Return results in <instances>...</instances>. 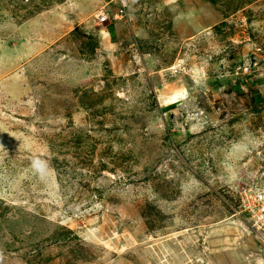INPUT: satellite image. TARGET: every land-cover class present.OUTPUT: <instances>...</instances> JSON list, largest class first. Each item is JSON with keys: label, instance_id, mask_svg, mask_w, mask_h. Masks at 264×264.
I'll use <instances>...</instances> for the list:
<instances>
[{"label": "rangeland", "instance_id": "374dc122", "mask_svg": "<svg viewBox=\"0 0 264 264\" xmlns=\"http://www.w3.org/2000/svg\"><path fill=\"white\" fill-rule=\"evenodd\" d=\"M108 1L0 0V264H264V0Z\"/></svg>", "mask_w": 264, "mask_h": 264}, {"label": "built area", "instance_id": "2783aa9c", "mask_svg": "<svg viewBox=\"0 0 264 264\" xmlns=\"http://www.w3.org/2000/svg\"><path fill=\"white\" fill-rule=\"evenodd\" d=\"M107 5L111 4L112 7H117L116 11L113 14L109 13V10L104 9V7L101 8V10L98 12L96 17L100 22H104L106 20H109L110 17H112L113 20L122 19L127 15V9L130 4V0H109L106 2ZM260 211H264V205H261Z\"/></svg>", "mask_w": 264, "mask_h": 264}, {"label": "bare ground", "instance_id": "6f19581e", "mask_svg": "<svg viewBox=\"0 0 264 264\" xmlns=\"http://www.w3.org/2000/svg\"><path fill=\"white\" fill-rule=\"evenodd\" d=\"M172 1H174V0H172ZM106 34H108V33H106ZM184 95V94H183ZM178 97L180 98H183L181 95H179V96H174V97H172L171 99H169L168 101H167V103H173V104H181V102L178 100Z\"/></svg>", "mask_w": 264, "mask_h": 264}]
</instances>
